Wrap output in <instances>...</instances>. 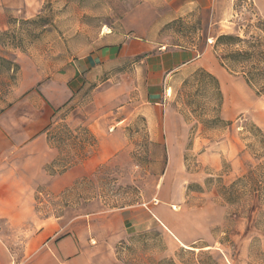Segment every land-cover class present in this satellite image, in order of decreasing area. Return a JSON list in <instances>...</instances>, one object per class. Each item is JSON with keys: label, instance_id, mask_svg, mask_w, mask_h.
<instances>
[{"label": "rangeland", "instance_id": "1", "mask_svg": "<svg viewBox=\"0 0 264 264\" xmlns=\"http://www.w3.org/2000/svg\"><path fill=\"white\" fill-rule=\"evenodd\" d=\"M10 4L14 3L0 0V127L12 128L17 135L0 136V163L12 162L20 173H29L25 152L16 148L24 138L19 131L28 124L27 117L41 118L51 146L59 152L45 171L56 177L99 155L100 142L88 127H71L61 118L52 121L57 110L43 100L42 89L55 78L60 64L97 46L100 34L107 31L110 11L91 8L89 0H45L37 13L28 15ZM234 7L243 28L230 36L244 43L219 44L220 36L211 43L213 51L224 57L251 50L252 44L264 51V23L253 1L236 0ZM202 30L197 19L181 20L168 28L167 42L203 47ZM225 62L238 71L247 65ZM237 81L251 107L232 122L223 121L215 82L205 74L189 76L174 91L171 102L190 131L181 168L186 198L182 209L172 207L180 209L174 226L182 241L163 207L159 218L166 227L161 223V231L127 234L116 219L122 209L154 198L170 160L166 147L151 140L142 115L120 123L110 113L106 126H101L108 140L117 138L113 143H120V151L109 154L93 175L63 191L53 190L47 182L35 185V209L43 217L68 221L94 214L96 223H113L110 236L91 243L96 248L94 264H264V96H256L242 77ZM89 92L62 117L93 114ZM137 92L127 98L137 100ZM173 170L171 166L164 179V196L170 192ZM101 231L96 225L95 233Z\"/></svg>", "mask_w": 264, "mask_h": 264}, {"label": "crops", "instance_id": "2", "mask_svg": "<svg viewBox=\"0 0 264 264\" xmlns=\"http://www.w3.org/2000/svg\"><path fill=\"white\" fill-rule=\"evenodd\" d=\"M8 1L14 3L8 7L32 15L42 8L45 0ZM89 1L91 8L110 11L111 18L105 22L108 33L100 34L97 46L88 54L60 64L55 78L43 86L42 96L46 104L57 110L52 121L61 118L71 127L78 124V127L91 130L100 142L99 155L69 166L56 177H49L45 167L59 152L48 140L49 130L42 128L45 120L25 119L28 124L19 131L24 138L16 148L25 152L29 173H20L12 162H4L2 167L0 163V264H94L96 248H92L91 243L105 238L108 233L110 236L115 230L114 224L96 223L94 214L75 216L68 221L62 216L43 217L35 209L34 190L35 185L47 182L53 190L63 191L79 179L93 175L108 160L109 154L120 151V143H113L117 138L112 136L108 140L107 131L102 128L110 119H107L110 113L120 123L142 115L148 122L151 140L163 144L170 157L154 198L118 212L116 219L121 231L137 234L164 230L159 218L163 207L171 217L172 230L182 241L174 221L180 217L179 211L186 198L181 168L190 131L171 102L175 89L189 76L205 72L219 84L223 121L232 122L251 107L243 99L242 87L237 81L241 77L223 66L211 46L220 36L240 34L243 18L234 7L236 0ZM249 1H253L264 23V0ZM191 19H197L202 26L205 45L168 43V28L181 20ZM88 90L93 114H82L78 118L72 113L62 117ZM133 90L138 91L137 100L128 99ZM3 132L10 137L17 135L12 128L3 130L0 127V136ZM171 166L174 170L170 192L164 196V179ZM173 205L180 209L176 211ZM96 225L102 227L100 234L95 233Z\"/></svg>", "mask_w": 264, "mask_h": 264}, {"label": "trees", "instance_id": "3", "mask_svg": "<svg viewBox=\"0 0 264 264\" xmlns=\"http://www.w3.org/2000/svg\"><path fill=\"white\" fill-rule=\"evenodd\" d=\"M218 42L219 44H229L230 42L244 43L241 38L230 35L221 36L218 39ZM256 47V45L252 44L250 48L251 50H238L227 56H221L220 59L223 66H225L231 73L241 76L247 85L253 90L255 95L259 97L264 96V51L258 52ZM225 60L229 63L231 61L232 63H247V65L243 66L242 70L238 71L234 67V64L232 68L225 62ZM201 73L213 79L222 102V94L216 79L205 72ZM254 175L255 173L253 172L251 175L252 179H254Z\"/></svg>", "mask_w": 264, "mask_h": 264}, {"label": "bare ground", "instance_id": "4", "mask_svg": "<svg viewBox=\"0 0 264 264\" xmlns=\"http://www.w3.org/2000/svg\"><path fill=\"white\" fill-rule=\"evenodd\" d=\"M169 95H172V90H169ZM162 224H164V222L162 221L161 222ZM164 226L166 227V225L164 224ZM176 236V235H175ZM178 238V237H177ZM183 245H184V247H186V248H188V249H191V247H189V246H187V245H185L184 243H183ZM209 249V248H208Z\"/></svg>", "mask_w": 264, "mask_h": 264}, {"label": "built area", "instance_id": "5", "mask_svg": "<svg viewBox=\"0 0 264 264\" xmlns=\"http://www.w3.org/2000/svg\"><path fill=\"white\" fill-rule=\"evenodd\" d=\"M107 32V31H106ZM103 33H105V32H103ZM108 33V32H107Z\"/></svg>", "mask_w": 264, "mask_h": 264}]
</instances>
